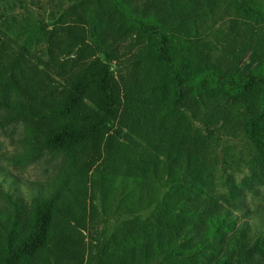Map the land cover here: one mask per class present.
<instances>
[{
    "label": "rangeland",
    "instance_id": "obj_1",
    "mask_svg": "<svg viewBox=\"0 0 264 264\" xmlns=\"http://www.w3.org/2000/svg\"><path fill=\"white\" fill-rule=\"evenodd\" d=\"M107 2L101 0L103 9ZM130 2L133 6L144 2V9L156 17L187 15L186 26L201 18L199 30L189 36L194 35L193 43L174 50L181 59L179 85L137 30L115 31L101 25L99 30L109 45L102 51L76 26L68 29L69 15L59 19L70 0H0V69L19 88L3 89L0 84V264L9 246L21 248L23 264H113V241L122 226L142 237L139 245L145 246L147 237L141 226L148 218L146 209L118 214V201L106 208L101 200L98 189L108 170L97 167L99 143L78 148L75 163L59 151L34 152L28 124L11 109L12 102L32 111L36 101L47 111L64 97L62 68L97 70L105 55L114 57L109 63L116 86V119L105 138L113 140L112 147L136 149L149 165L163 162L158 179L167 178L174 162V167L184 162L189 166L184 195L189 196L192 209L183 222H194V244L201 239L200 230L209 216L217 214L228 224L210 238L211 245L200 246L191 264L222 258L228 264L240 260L264 264V249L258 244L264 236V163L247 128L263 112L264 96L257 90L234 92L212 78L201 84L212 70L242 82L256 67L264 66V14L246 16L240 9L243 0ZM189 3L192 13L185 8ZM250 3L264 10V0ZM100 8L96 4V11ZM259 127L264 129V120ZM146 135L152 137L153 149L139 145ZM40 226L47 236L59 234L57 245L27 248ZM205 250L208 258L200 262Z\"/></svg>",
    "mask_w": 264,
    "mask_h": 264
},
{
    "label": "trees",
    "instance_id": "obj_2",
    "mask_svg": "<svg viewBox=\"0 0 264 264\" xmlns=\"http://www.w3.org/2000/svg\"><path fill=\"white\" fill-rule=\"evenodd\" d=\"M97 1V2H96ZM131 0H108L105 9L101 0H70L67 10L59 16L69 15L66 26H76L77 30L85 37L91 38L94 46L102 51H107L109 45L103 39L99 27H111L115 31L121 29H134L144 35L150 46L157 54V62L165 66L171 72L172 81L179 85V64L181 59L174 55V50L179 45L192 44L195 32L199 30L201 18L193 19L186 26L187 15L175 17L173 15L160 14L156 17L150 14L146 4L134 3ZM83 2L79 13L75 12L76 6ZM96 4L101 8L96 11ZM189 4H185L187 13ZM75 7V9H74ZM246 16L259 17L264 10L254 8L250 0H243L242 8ZM117 13V15H115ZM114 14V16H113ZM262 14V15H263ZM73 15V16H72ZM155 16V17H153ZM57 19V20H59ZM60 23L56 22V25ZM194 32L192 37L191 32ZM77 40L76 37H73ZM80 42L70 44L74 49ZM107 53V52H106ZM96 70H77L73 65L62 68L60 88L64 92L63 99L43 110L38 102H34L32 111L23 104L12 103L13 115L28 124L29 145L34 152L45 149L62 152L72 162L79 161L76 153L78 148L87 144L99 143L96 148L97 167L104 166L108 173H104L105 183L98 189L103 204L111 207L116 201L115 211L118 214H132L136 210L146 209L147 219L141 228L147 237L145 246L139 245L143 240L137 233L126 227L117 230V236L113 241V264H191L193 256L200 250L201 245H211L209 241L214 234L228 227L225 219H220L216 214L206 219L201 228V239L194 244L196 229L194 222L184 224L183 217L190 214L192 204L188 195H184V188L188 184L189 166L174 167L177 162L170 165L164 180L157 178L163 162H148L138 154L136 149L125 151L112 147L110 138H105L110 130V125L115 121V79L111 71V61L114 57L105 55ZM88 67H91L88 65ZM220 80L234 92L241 93L246 90H257L264 96V66L256 67L250 77L242 82L226 75L222 76L218 71L212 70L204 75L201 84L207 79ZM0 84L3 89L19 91L18 86L11 84L0 69ZM34 119L32 124L29 121ZM264 120V110L255 115L247 124L249 139L258 150L264 163V129L259 127ZM101 141L104 144L100 147ZM140 146L145 145L149 149L155 147L150 135L140 138ZM111 169V171H110ZM119 181V183H117ZM179 186L180 183H183ZM163 187V190H159ZM137 192L134 195L131 193ZM16 213L17 205L14 204ZM36 213L39 215V206L35 204ZM56 235L47 236L46 231L40 226L32 235L27 248L42 247L49 249L57 245ZM59 239V238H58ZM122 239V240H121ZM261 249H264V236L258 239ZM208 248V247H207ZM21 248L9 246L6 250L3 264H23L20 255ZM208 258L206 250L198 259L200 262ZM244 260L236 264H242ZM210 264H228L226 258L211 262Z\"/></svg>",
    "mask_w": 264,
    "mask_h": 264
}]
</instances>
